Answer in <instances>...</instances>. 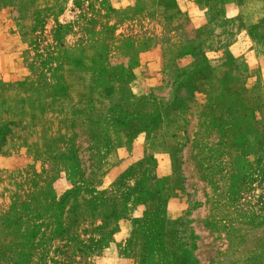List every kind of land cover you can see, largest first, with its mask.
Instances as JSON below:
<instances>
[{
  "label": "rangeland",
  "instance_id": "1",
  "mask_svg": "<svg viewBox=\"0 0 264 264\" xmlns=\"http://www.w3.org/2000/svg\"><path fill=\"white\" fill-rule=\"evenodd\" d=\"M0 264H264V0H0Z\"/></svg>",
  "mask_w": 264,
  "mask_h": 264
}]
</instances>
